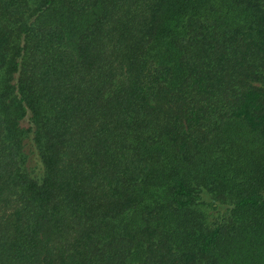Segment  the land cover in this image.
I'll return each mask as SVG.
<instances>
[{
    "label": "trees",
    "instance_id": "16d2710c",
    "mask_svg": "<svg viewBox=\"0 0 264 264\" xmlns=\"http://www.w3.org/2000/svg\"><path fill=\"white\" fill-rule=\"evenodd\" d=\"M0 264H264V0H0Z\"/></svg>",
    "mask_w": 264,
    "mask_h": 264
}]
</instances>
